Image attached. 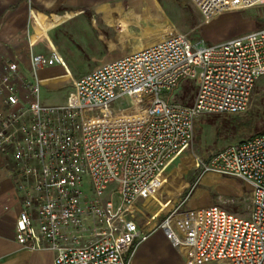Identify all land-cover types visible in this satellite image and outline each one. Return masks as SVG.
<instances>
[{
    "label": "built area",
    "instance_id": "2783aa9c",
    "mask_svg": "<svg viewBox=\"0 0 264 264\" xmlns=\"http://www.w3.org/2000/svg\"><path fill=\"white\" fill-rule=\"evenodd\" d=\"M193 2L205 20L264 6ZM55 62L63 64L57 53L31 55L34 71ZM262 75L264 26L211 44L172 34L73 78L59 104L42 103L36 79H22L17 63L8 62L0 77V153L21 193L17 242L50 250L53 264H131L148 231L160 228L190 264H264V132L203 162L204 172L249 182L246 216L216 204L183 209L189 195L159 224L141 222L138 208L192 142L195 118L246 111ZM188 81L195 88L190 103L170 98Z\"/></svg>",
    "mask_w": 264,
    "mask_h": 264
},
{
    "label": "rangeland",
    "instance_id": "374dc122",
    "mask_svg": "<svg viewBox=\"0 0 264 264\" xmlns=\"http://www.w3.org/2000/svg\"><path fill=\"white\" fill-rule=\"evenodd\" d=\"M158 2L159 4L146 2L136 13L123 14L122 19L117 20L115 25H103L102 30L96 35L97 44L102 47L100 52L104 57L103 61L101 55L86 43V36L92 34H83V38H72L74 45L66 49L71 56L69 65L66 62L70 70L74 74L84 72L98 64L120 58L129 52L130 47L134 48L139 42L154 38L152 32L155 31L150 30L163 24L172 26L176 32L187 33L192 40H202L209 44L264 26V6L226 9L205 20L192 0H158ZM120 28L122 32L119 31ZM82 40L83 50H76L75 44L81 43ZM57 67V73L64 76L66 81L67 85L63 88L66 91L69 77L63 67ZM194 93V84L188 81L182 89L175 90L170 98L190 103ZM161 94L166 97V93ZM127 101L129 99H126ZM193 129L192 142L176 155L161 175V178L165 177L169 184L160 190L159 198L165 200V203L169 197H173L174 200L167 207H163L162 204L146 201V198L140 199L138 206L142 207L141 222H147L149 219L151 223L155 221L159 224L169 210L187 195L189 196L182 205L183 209L216 204L242 216L248 214L251 194L249 182L239 177L212 171L204 172L203 162L231 142L264 132V75L257 80L246 111L238 114L199 115L194 120ZM178 183H182L180 191L170 194L169 192Z\"/></svg>",
    "mask_w": 264,
    "mask_h": 264
},
{
    "label": "crops",
    "instance_id": "0c3cea01",
    "mask_svg": "<svg viewBox=\"0 0 264 264\" xmlns=\"http://www.w3.org/2000/svg\"><path fill=\"white\" fill-rule=\"evenodd\" d=\"M146 2L159 4L158 0H0V77L5 73L6 64L14 61L18 65L22 79L27 81L36 79L42 103H63L72 91L73 76L78 77L100 66L98 64L91 67L92 69L74 74L68 67L71 56L66 51L74 45L71 39L83 38V34H92L86 36V43L101 55L103 61L104 57L100 52L102 47L96 40V35L102 30L103 25H115L117 20L122 19L123 14L136 13ZM167 26L163 24L151 29L150 31H155L152 32L155 37L135 45L141 46L139 48L130 47L128 53L160 41L153 39L163 33L167 35ZM119 31L122 32V28ZM75 47L76 50H83V40L76 43ZM37 53L46 55L57 53L63 64L55 62L34 71L31 66V55ZM57 66L63 67L69 77L66 91L63 90L67 85L66 81L64 76L57 73ZM20 84L18 82L20 92L23 93ZM10 168L11 161L0 153V264H53V253L50 250L24 248L15 238V221L20 208L21 193ZM139 206V209L142 208ZM152 224L142 228L147 230L154 225ZM131 264L190 263L187 262L184 251L172 243L163 229L155 228L149 230L145 239L138 245Z\"/></svg>",
    "mask_w": 264,
    "mask_h": 264
},
{
    "label": "bare ground",
    "instance_id": "6f19581e",
    "mask_svg": "<svg viewBox=\"0 0 264 264\" xmlns=\"http://www.w3.org/2000/svg\"><path fill=\"white\" fill-rule=\"evenodd\" d=\"M175 32H176L175 29L172 26L168 25L167 26V33H166L167 35H165V33L160 34L155 39H153V41L162 40V39L166 38L168 35H170L172 33L174 34ZM136 47L139 48L141 46H135V48ZM168 184L169 183H168V181L166 180L165 177L162 176V178H161V176H158L157 179L155 180V182L152 184V189L155 190V191L150 193V195L146 198V201L150 200V201H152L154 203H157L158 205L162 204L163 207H167L168 205H170L171 202L174 200L173 197H169L167 199L166 203H165V200H161L159 198L160 190L162 188H166V186ZM181 187H182V183H178V184H176V186L173 187V189L169 193L172 194V195L175 194V193H178L180 191Z\"/></svg>",
    "mask_w": 264,
    "mask_h": 264
},
{
    "label": "trees",
    "instance_id": "16d2710c",
    "mask_svg": "<svg viewBox=\"0 0 264 264\" xmlns=\"http://www.w3.org/2000/svg\"><path fill=\"white\" fill-rule=\"evenodd\" d=\"M210 157L207 158V160H209Z\"/></svg>",
    "mask_w": 264,
    "mask_h": 264
}]
</instances>
